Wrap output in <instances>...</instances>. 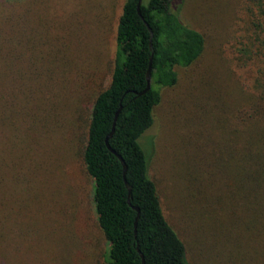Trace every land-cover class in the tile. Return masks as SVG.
<instances>
[{"label": "trees", "instance_id": "trees-1", "mask_svg": "<svg viewBox=\"0 0 264 264\" xmlns=\"http://www.w3.org/2000/svg\"><path fill=\"white\" fill-rule=\"evenodd\" d=\"M218 1L194 26L183 0H141L139 10V0H106L107 39L95 45L85 8L0 0V264L31 260L23 249L65 208L74 158L91 181L105 264H264V0ZM151 56V86L139 94ZM181 85L169 109L186 114L172 139L156 140L151 177L154 140L147 150L141 139ZM113 123L108 143L125 172L106 144ZM47 144L58 162L32 164ZM43 209L52 219L41 222Z\"/></svg>", "mask_w": 264, "mask_h": 264}, {"label": "rangeland", "instance_id": "rangeland-1", "mask_svg": "<svg viewBox=\"0 0 264 264\" xmlns=\"http://www.w3.org/2000/svg\"><path fill=\"white\" fill-rule=\"evenodd\" d=\"M88 2V0H61V8L64 13L66 6H69L70 8L68 11L74 7L85 8L89 15L83 19V22H87L89 39H92L95 45H99L107 39V37H105L106 33H104L103 30H106L107 32L108 28L106 26L104 27L103 23L105 21L104 15L106 12H109V5H106V0H92L94 7L88 8ZM220 3L221 2L218 0H183L182 8L180 9V16L183 20L194 26H198V24L201 25V23L204 24L205 22V7L207 9L209 6L213 5L218 7ZM98 16L101 18V23L97 21ZM100 25H102V32L98 29ZM103 48L104 45L102 50ZM101 52L105 55L106 51L104 49ZM101 68L102 71L105 72V84H108L110 81V66L105 65ZM181 90L182 85L174 88L173 90H168L169 94L164 97L165 101L159 107L156 120L141 139L147 150H150L148 138H152L154 140V154L149 167V174L151 177L153 176L155 167L157 166L155 164V152L157 153L159 149L156 148L155 150L156 140H159V137H161L162 140V135L164 134L165 137L172 139V136L168 134V131H175V129L179 127L177 124H179L185 117L186 111L184 109H169V99L175 97L176 94H180ZM165 109L168 110L167 114L165 113ZM51 137L52 141L57 142V144L62 140L61 135L57 134V132H54L53 135L51 133ZM69 149L70 147L68 150ZM69 151L73 155L79 154L78 148H72ZM48 157L53 158V161L55 162L59 159L58 154L53 151L51 145L49 144L45 145L43 150H39L34 154L32 164H34L36 160H45ZM159 158L160 161L162 160L165 167L170 166V159L168 155H164V157L159 156ZM69 161L70 162L66 166L67 173L69 174L68 183L67 181L62 183L65 187H67L66 184L69 185V187H67L69 190V196L63 201L65 208L57 210L56 213L53 212L56 217L55 225L52 224L51 221L44 222V220H47L48 218L52 219V215L45 209L42 210L45 216L42 215V220L40 219L41 222H44V224L40 226L39 242L36 244V247H33L31 250L25 251V249H23L25 256L31 259L30 261H27L28 264H105L99 253L106 250L107 241L97 228L91 199V181L80 168V159L74 158ZM24 170L25 168L23 167V171ZM27 170L28 173L23 172V177L30 176L34 169L31 168ZM173 200L177 204L176 194H174ZM71 201H73L76 206V208L73 209L75 210L73 215L69 213L72 208V205H70ZM163 208L166 216L169 218V221H171L173 226L179 229L176 219V217L179 219V216L175 209L171 207L169 198L163 200ZM66 210H68V212L63 214V211ZM180 223L184 226L181 221ZM42 235L45 236L44 239H42ZM195 257L201 261L206 260V256L204 254H200L199 252L195 255Z\"/></svg>", "mask_w": 264, "mask_h": 264}, {"label": "water", "instance_id": "water-1", "mask_svg": "<svg viewBox=\"0 0 264 264\" xmlns=\"http://www.w3.org/2000/svg\"><path fill=\"white\" fill-rule=\"evenodd\" d=\"M140 4H141V0H139V2H138V10H139V5H140ZM151 61H152V56L150 57L149 68H148V70H147V74H146L147 84H146L145 88H144L139 94L144 93V92L147 91V90L150 88V86H151ZM117 114H118V111L116 112V116H117ZM116 116H115V119H116ZM113 129H114V123H113V127H112L111 132H110V133L107 135V137H106V144H107L108 148H109L112 152H114V153L118 156V158L121 160V163H122V165H123V171L125 172V171H126V163H125V161L123 160V158H122V156H121L120 154H118L114 149H112V148L110 147V145H109V143H108V138L112 135ZM126 185H127L128 191H129V193H130V185L128 184V182H126ZM135 208L138 210L137 207H135Z\"/></svg>", "mask_w": 264, "mask_h": 264}]
</instances>
